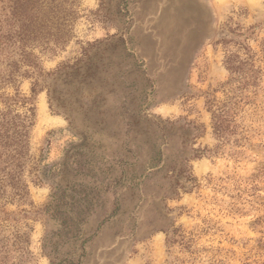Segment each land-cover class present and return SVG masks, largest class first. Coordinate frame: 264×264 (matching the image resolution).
Instances as JSON below:
<instances>
[{
    "label": "rangeland",
    "instance_id": "374dc122",
    "mask_svg": "<svg viewBox=\"0 0 264 264\" xmlns=\"http://www.w3.org/2000/svg\"><path fill=\"white\" fill-rule=\"evenodd\" d=\"M34 3L0 0V264H264V0Z\"/></svg>",
    "mask_w": 264,
    "mask_h": 264
},
{
    "label": "trees",
    "instance_id": "16d2710c",
    "mask_svg": "<svg viewBox=\"0 0 264 264\" xmlns=\"http://www.w3.org/2000/svg\"><path fill=\"white\" fill-rule=\"evenodd\" d=\"M3 2H6L8 4V8L10 9L11 12V17L9 19V22H7L8 26L10 29H12V26L17 23L19 21H24L27 18V9L29 7V5L31 4V0H2ZM33 2L37 3V0H33ZM34 3V4H35ZM34 9V6H33ZM10 31V30H9ZM7 121L5 120V117H0V135L2 136L3 132L5 135H12L14 134L16 137L14 138V141H20L21 140V135L16 134L15 131H13V133L9 134V127L11 126V124L9 125L8 123H6ZM218 130H222V123L221 126L219 125ZM2 132V133H1ZM7 137H10L8 136ZM6 137V135H5ZM1 179L0 178V184H1ZM20 191V190H18ZM58 200V197L54 196L53 197V201ZM58 202V201H57ZM58 206L55 205V208H57ZM64 222H66V219H64Z\"/></svg>",
    "mask_w": 264,
    "mask_h": 264
}]
</instances>
